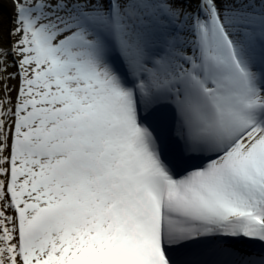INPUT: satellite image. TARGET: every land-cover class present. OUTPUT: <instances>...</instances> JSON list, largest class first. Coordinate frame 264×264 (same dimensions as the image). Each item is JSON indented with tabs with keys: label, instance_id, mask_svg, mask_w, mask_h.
I'll list each match as a JSON object with an SVG mask.
<instances>
[{
	"label": "snow or ice",
	"instance_id": "obj_1",
	"mask_svg": "<svg viewBox=\"0 0 264 264\" xmlns=\"http://www.w3.org/2000/svg\"><path fill=\"white\" fill-rule=\"evenodd\" d=\"M0 264H264V0H0Z\"/></svg>",
	"mask_w": 264,
	"mask_h": 264
},
{
	"label": "bare ground",
	"instance_id": "obj_2",
	"mask_svg": "<svg viewBox=\"0 0 264 264\" xmlns=\"http://www.w3.org/2000/svg\"><path fill=\"white\" fill-rule=\"evenodd\" d=\"M11 14H12V9H11L10 4L5 3L4 6H3V15H4L5 21H6V27L9 26L7 24V21L11 17Z\"/></svg>",
	"mask_w": 264,
	"mask_h": 264
}]
</instances>
